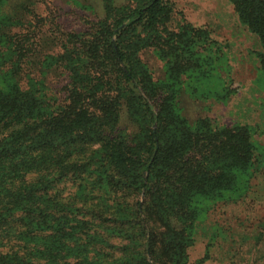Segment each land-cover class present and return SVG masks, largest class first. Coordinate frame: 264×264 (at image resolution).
<instances>
[{
    "label": "trees",
    "instance_id": "1",
    "mask_svg": "<svg viewBox=\"0 0 264 264\" xmlns=\"http://www.w3.org/2000/svg\"><path fill=\"white\" fill-rule=\"evenodd\" d=\"M229 1L264 46V0ZM33 2L0 0V10L9 9L0 16V79L8 81L0 89V264H187L195 198L234 192L237 174L256 161L248 128L190 129L176 115V87L154 110L158 90L144 86L137 52L171 44L168 0H139L98 21L85 40L70 35L64 54L34 66L46 77L28 74L22 86V52L11 31L23 27L21 13ZM192 36L209 40L204 31ZM260 64L264 74V54ZM50 75L65 77L67 105L44 98ZM121 106L134 132L118 127ZM95 173L131 206L89 211L52 194L64 181ZM109 239L126 245L103 262V250L113 249Z\"/></svg>",
    "mask_w": 264,
    "mask_h": 264
},
{
    "label": "rangeland",
    "instance_id": "2",
    "mask_svg": "<svg viewBox=\"0 0 264 264\" xmlns=\"http://www.w3.org/2000/svg\"><path fill=\"white\" fill-rule=\"evenodd\" d=\"M137 1L34 0L21 13L25 20L23 27L11 31L15 48L22 52L21 85H26L28 74L36 81L46 77L34 66L47 55L58 58L64 54L70 35L85 40L88 34H93L98 21L110 18L116 9L133 8ZM168 2L173 9L169 25L173 32L169 37L171 44L142 47L137 52L141 70L148 77L144 86H155L158 90L154 110L176 87L174 109L190 129L247 127L256 159L249 170L237 174L234 192H226L217 200L195 198L197 216L192 226V245L187 249V264H264V74L260 64L264 46L240 23L229 0ZM2 9L0 16L9 13L7 6ZM187 28L192 35L206 32L209 40L193 39L184 32ZM5 65L2 68L7 71ZM64 78L48 76L44 98L50 101L56 98L67 105ZM7 84L2 77L0 89ZM102 92L106 93L104 89ZM92 99L93 96L88 98L87 103ZM114 114L120 129L135 131L127 123L123 106ZM105 181L96 173L87 174L58 184L52 194L89 211L100 210L104 204L115 210L125 204L131 206L132 199L118 200L119 192L110 185L105 187ZM105 194L109 197H104ZM143 200L142 195L138 201ZM151 225L160 234L158 224L152 220ZM109 243L113 249L103 250L108 255L103 262L109 261V257L118 258L119 247L126 245L119 239H109Z\"/></svg>",
    "mask_w": 264,
    "mask_h": 264
}]
</instances>
